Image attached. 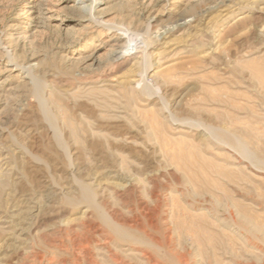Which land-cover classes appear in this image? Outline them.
Masks as SVG:
<instances>
[{
  "label": "rangeland",
  "instance_id": "1",
  "mask_svg": "<svg viewBox=\"0 0 264 264\" xmlns=\"http://www.w3.org/2000/svg\"><path fill=\"white\" fill-rule=\"evenodd\" d=\"M30 1L0 0V264H264V0L155 12L151 98L131 84L140 61L104 72L107 31L59 20L32 35ZM105 1L104 23L144 36L139 5L159 0ZM24 54L40 105L7 72Z\"/></svg>",
  "mask_w": 264,
  "mask_h": 264
},
{
  "label": "bare ground",
  "instance_id": "2",
  "mask_svg": "<svg viewBox=\"0 0 264 264\" xmlns=\"http://www.w3.org/2000/svg\"><path fill=\"white\" fill-rule=\"evenodd\" d=\"M60 1L61 0H41L39 2L35 1L34 3L30 1L29 3H33L31 7H29V5H23L22 11L24 12H22L21 16L22 18H26L28 21H30V23H32V35H35L37 33L41 34L44 30H46V28H54V24L59 20L60 25L63 26V28L60 29H63L62 31L66 32L69 31L67 30V28L70 27V25H73V27L83 25L88 30L101 28V32H103V30L107 31V34H109L107 36V39L105 41L100 40L99 45L95 47L96 52H99L98 50H104L105 53H107L106 55H104L108 57V66L106 68V71L104 72H111L113 69H115L116 66L120 64H129L134 60L140 61L142 63L141 66H143L141 76L138 80H132L131 84L139 86L142 90L143 96L151 98L154 97V95L152 96L150 94L149 89H151V87L155 84V80L157 79V72H153V69H151L148 64V55L146 53V49L148 48L149 44H147L146 42L147 38L150 37V31H152L153 29L152 23H154L156 20V16H153V14L155 12H157L156 15L163 14V11L166 9L167 4L178 6L184 2V4L186 5L185 7H191V4L196 3L200 0H159L158 2L156 1V3L153 4L146 3V1H143L141 5L136 4V6H140V9L138 8V10H140L139 16L144 20L142 29L144 36H139L136 32H132L131 30H128L123 26H117L115 24L111 25L110 23L106 24L107 21L106 23H104L102 20L105 14L107 13V9H102L101 7L105 4V0H73L71 1V6L62 8L59 7ZM134 2L136 1L118 0V2H116V5L120 9L125 6L126 8L133 10L135 7ZM141 27L142 26H140V28ZM4 41L5 39L2 40L1 38V47L2 45H5ZM6 47L3 46L2 50H4L3 52H5L6 54H8L9 51L6 50ZM104 55H95L94 53L92 56L86 57L88 58V60L80 64L81 70H86L93 66L98 67ZM9 56L10 57L7 59V63L10 65L11 69L7 72L20 73L23 79H25V81L31 86L30 89L33 93V96L40 105L42 103L44 88L39 79V74L41 73L39 72V63L35 62L36 57H34V55H29L27 57L24 54L23 60L19 62L15 59L16 55ZM88 61H91V64L87 65ZM99 76L91 80V84H93V82H96L95 86L91 90H94L98 93H103V89L107 86L103 84L104 82ZM97 85L101 86L97 87ZM156 98L159 99V97ZM172 124L180 129L189 128L184 125L183 122L172 121ZM180 131L181 130L177 132ZM233 142L234 143L231 145L235 149L242 150L243 153H246L248 157V154L250 153L246 150L244 145L236 139H234ZM245 156L244 158H247ZM260 163L264 165L262 161ZM260 163L257 165H260ZM80 191L86 197V199H91L93 196L91 189L86 185L81 184Z\"/></svg>",
  "mask_w": 264,
  "mask_h": 264
}]
</instances>
